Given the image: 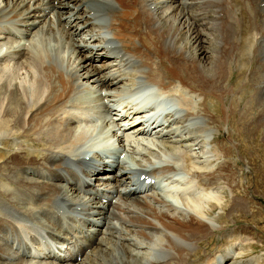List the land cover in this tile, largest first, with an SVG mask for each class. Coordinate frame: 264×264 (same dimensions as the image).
Here are the masks:
<instances>
[{
  "label": "bare ground",
  "instance_id": "bare-ground-1",
  "mask_svg": "<svg viewBox=\"0 0 264 264\" xmlns=\"http://www.w3.org/2000/svg\"><path fill=\"white\" fill-rule=\"evenodd\" d=\"M87 1L0 0V93L5 94L0 101L5 116L0 119V132L12 122L13 139L23 137L31 142L30 149L13 151V169L37 159L42 163L35 169L36 179L19 177L13 180V190L4 187L1 193L12 194L10 202L20 203L21 195L14 191L18 184L38 186L36 194H46L42 204H47L51 221L69 234L41 226L40 232L52 242L41 243L32 259L54 260L50 264H143V260L149 264H212L206 256L221 218L215 220L210 214L226 206L230 219L238 211L249 212L247 201L237 196L234 169H223V158L236 147L229 145L232 131L256 128L264 140V0ZM79 5L82 8L77 10ZM105 31L117 41L113 48L106 44L113 41L106 40ZM137 86L167 95L183 111L165 114L168 125L150 131L146 127L151 119L137 122L135 106L121 98L123 92L133 95ZM92 95V103L100 101L107 109L100 118L103 127L109 126L112 117L106 115L115 110L113 104L121 105L129 116L113 122L119 128L121 122L127 126L109 134V138L116 137L125 131L118 154L126 155L128 162L120 168L136 165L143 172H166L165 180H172L177 190L168 196L179 200L181 208L159 195L151 198L156 204L141 199L131 193L126 176L116 179L122 184L115 202L103 205L109 215L99 209L94 221L67 222L52 205L56 200L80 203L86 195L97 203L93 200L101 190L92 181L106 168L104 156L93 154L96 163L84 171L88 179L82 181L63 164V160H86L84 148L92 135L78 124L91 122L87 116L94 109H89ZM159 109L163 107L153 109L154 116ZM216 131L219 136L213 137ZM44 174L53 177V182H45ZM176 174L178 180L173 179ZM111 187L116 184L112 182ZM8 204L3 200L0 209ZM36 210L26 206L22 212L13 208L10 216L4 213L13 215V222L20 224L16 227L32 233L34 221L23 219L29 212L35 218ZM97 221L103 226L91 228ZM103 230H108L106 235ZM143 244L167 251L168 258L148 260L149 250L140 249ZM16 259L7 264H33ZM258 259L248 264H264Z\"/></svg>",
  "mask_w": 264,
  "mask_h": 264
},
{
  "label": "rangeland",
  "instance_id": "rangeland-1",
  "mask_svg": "<svg viewBox=\"0 0 264 264\" xmlns=\"http://www.w3.org/2000/svg\"><path fill=\"white\" fill-rule=\"evenodd\" d=\"M93 4V3H92ZM91 4V5H92ZM12 61H13V59H12ZM13 63V62H12ZM100 63V62H99ZM102 63V62H101ZM103 63H104V59H103ZM3 97H5V94L4 93H0V101H1V99H3ZM246 98V96L242 99V100H244ZM5 116H4V114H3V112L1 111V108H0V119H3ZM12 122H10V124H9V127L6 129V130H4V131H1L0 132V202H3V200L4 201H7V202H9L10 204H8L9 206H8V208L6 207V209L5 208H3V209H0V246L2 247H0L1 249H0V260H2L1 262H0V264H7V262H9V261H14V259L15 258H18V260L17 261H21V262H27L28 263V261H30V262H32L33 264H50V263H53L54 262V260H52V259H50V260H52V261H50L49 263H47V262H45V258H39V259H35V260H33V259H29V258H32V255L33 254H24L23 256H19L20 254H22L23 252V250H24V253L25 252H27V249L25 250V242H24V246H23V248H17V247H15V245H12L11 244V247H10V245L8 246L7 245V243L6 244H4V242H5V238H9L10 237V235H9V233L8 232H6V231H4L5 229L6 230H14L15 228L17 229L18 228V230L19 231H21V232H23L24 233V236L26 237L27 236V234H28V236L30 235V237H28L29 239H34L36 236H32V235H34L33 233H28V231L27 232H24L25 231V229L26 228H23L22 229V227H16V226H20V224L18 225L17 224V222L15 221V222H13V215H11L12 217H9L10 216V214L12 213L13 214V208L16 210V211H20V212H22V211H24V209H26V206H29L30 208L33 206L34 208H36L37 210H36V216H35V218H32L33 216H34V214H32V212H29V214L32 216H29V214H27V218L28 219H31L32 221H37V222H40V224H42L46 219L49 221V222H51L52 224H53V222L51 221V219L53 220V218H51L50 219V217H49V215L47 214V212H48V210H47V208H46V206H47V204H42V198L43 197H40V195H37L36 193H38V189L39 188H37L38 186H36V185H33V186H31L30 188H24L25 186H19L20 184H18L16 187H15V192H17L18 194H19V196H20V203L19 202H17V203H11L10 201L12 200V194H3V193H1V191L2 190H4L5 188L4 187H6V189H12L13 188V183H15L16 182V180L19 178V177H30V176H28V175H26V173L27 174H29V175H33V176H36L35 175V169L36 170H38V169H40V167L42 166V163L39 161V159H37V161H35V163H33V164H29V163H26V162H24L23 163V165L24 166H22L21 167V169L19 168V169H17V168H14L13 169V165L14 166H16L15 164H16V162L14 161L13 162V151H18V152H22V151H24V150H28V149H30V147L32 146L31 145V142L28 140L27 141V139H24L23 137H18V138H15V139H13V124H11ZM225 123V121L223 122V124ZM253 129H255L254 131H253ZM252 129V131L254 132V133H252V131L251 132H247V129H245V130H242L241 132H242V135H241V132H234V130L232 131V137L230 138V140H231V142L229 143V145H231V144H234L235 145V143H236V140L237 139H240V138H244V137H252L253 135L255 136L256 134H258V133H262L261 132V130H256V128H253ZM244 131H246V132H244ZM7 132V133H6ZM12 133V134H11ZM238 133V134H237ZM245 133H246V135H245ZM248 133V134H247ZM249 133H252L253 135H250ZM215 134V133H214ZM219 136V135H218ZM213 137H217V135H215V136H213ZM220 138H222V137H220ZM236 138V139H235ZM235 139V140H234ZM22 140V141H21ZM226 140H228V139H226ZM263 142H264V140H263ZM249 145L252 147V148H258V147H261V145H257V144H255V143H249ZM14 146V147H13ZM19 147H21V149H19L18 150V148ZM34 149L36 148V147H33ZM235 149V148H234ZM233 149V152H231V154L230 155H236L237 154V151H236V149L234 150ZM240 156H244V155H240ZM228 158H229V156H227V157H225V159L223 158V169H227V170H229L228 168H230V164H229V161H228ZM263 158H264V155H263ZM248 160L250 161V167H251V169H253V168H256V169H259V170H261L262 172H264V162H261L260 160H259V158H257V157H255L254 155L251 157V158H248ZM54 162V161H53ZM14 163V164H13ZM26 163V164H25ZM241 164H242V161L240 162ZM233 164L235 165V164H237V162H236V160L235 159H233ZM48 166H50V165H48ZM228 166V167H227ZM37 167V168H36ZM225 167V168H224ZM30 168L32 169V170H30ZM232 169H234V168H232ZM19 170V171H18ZM237 170H240V173H248L247 171H245V169L243 168V167H237ZM16 171V172H15ZM15 173V174H14ZM226 173V171H224V174ZM236 173V172H235ZM22 174V175H21ZM21 175V176H20ZM44 175H46V174H44ZM47 176V175H46ZM50 176H52L51 174H50ZM252 176H254V173L252 174ZM48 177V176H47ZM47 177H45V178H47ZM235 178L234 179H236V177H237V179L239 180V174L238 175H235L234 176ZM14 178V179H13ZM36 178H37V176H36ZM35 178V179H36ZM48 180H46L45 182H53V177H48L47 178ZM51 179V180H50ZM15 182H14V181ZM8 184V186H5L6 184ZM5 185H4V184ZM243 187H245V189L243 190V189H241V193L243 194V195H245L246 197H248L249 199H247L246 197H244V196H242L240 193H239V196H240V198H242V199H246V201H247V203H246V207L248 206V211L249 212H247V213H245L244 211H240V212H238V215H236V216H233V219L236 221V223H233L231 220H230V218H228V217H226V215H225V213H224V215H223V210H225V212L227 211V209L228 208H216L215 209V213L216 214H220V213H222L221 215V219H224V225H227L226 227H230L229 229H234L238 234H240L244 239H246V242H248V243H251V244H248V248H255V250H247L246 252H245V257H250V256H252L253 254H256V253H258L260 250H262V256L263 257H261V262H263L264 263V188H262V187H259L258 188V190L257 191H253L252 190V188H249V187H247L246 186V183L245 182H243ZM91 189H93V187H90ZM30 189H32V191H29ZM13 190V189H12ZM34 190V191H33ZM35 191H37V192H35ZM46 192V191H45ZM23 193H24V195H25V198L23 197ZM32 193V194H31ZM35 193V195H36V197L35 196H33V194ZM2 194H3V196H5V197H3L2 196ZM30 194V195H29ZM46 194L44 193V195L43 196H45ZM27 196H28V198H27ZM31 196H33L34 198L32 199V201L31 202H29V200H30V197ZM11 197V198H10ZM38 197V198H37ZM135 197V196H134ZM27 198V199H26ZM3 199V200H2ZM21 199H23V200H21ZM35 199L38 201H36L35 202ZM95 200H93V202H94ZM26 202V203H25ZM251 203V205H252V207H249V205H247L248 203ZM40 203V204H39ZM25 204V205H24ZM28 204V205H27ZM34 204V205H33ZM38 204V205H37ZM14 205V206H13ZM25 207H24V206ZM12 207V208H9V207ZM20 206V207H19ZM21 206H23V207H21ZM40 206V207H39ZM37 207H39V209L37 208ZM10 209V210H9ZM12 209V210H11ZM4 210H5V212L6 213H8L9 214V216H7L6 215V213H4ZM8 212H7V211ZM12 211V212H11ZM47 211V212H46ZM49 213V212H48ZM5 214V215H4ZM5 216V217H4ZM25 216H24V219L23 220H25ZM7 217V218H6ZM46 218V219H45ZM226 218V219H225ZM35 219V220H34ZM228 219V220H227ZM12 223V224H11ZM13 223H16L17 225H15V224H13ZM219 223H221L220 225L222 226V221L220 222L219 221ZM5 224V225H4ZM9 224H10V226H9ZM15 225V226H14ZM2 227V228H1ZM14 227V228H13ZM225 227V228H226ZM5 228V229H4ZM21 228V229H20ZM49 228V227H48ZM14 230V232H16V233H18V230ZM24 230V231H23ZM51 231V230H50ZM52 232H54V231H52ZM54 233H56V232H54ZM32 234V235H31ZM215 236V235H214ZM37 238V237H36ZM249 239V240H248ZM34 240H36V239H34ZM26 242L27 243H29L30 244V242L28 241V240H26ZM211 242H212V244L215 242V240H214V237H213V240H211ZM255 247H254V246ZM6 246V248H4V247ZM4 248V249H3ZM210 248H211V246H209L208 247V250H210ZM5 249H7V251L10 253V254H7V253H4V252H6V251H4ZM40 251V248H35L34 249V253L35 252H39ZM2 253H3V255H2ZM112 253H114L113 252V249H112V252L110 253V255L112 254ZM209 252H207V254H208ZM7 254V255H6ZM17 256V257H16ZM19 256V257H18ZM29 257V258H28ZM24 260V261H23ZM250 260V259H249ZM34 261V262H33ZM18 263V262H17ZM56 264V263H55Z\"/></svg>",
  "mask_w": 264,
  "mask_h": 264
}]
</instances>
